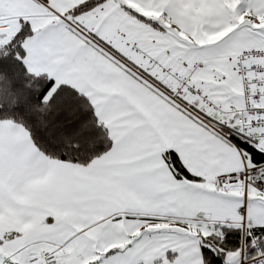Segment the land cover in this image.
<instances>
[{"label":"snow or ice","instance_id":"snow-or-ice-1","mask_svg":"<svg viewBox=\"0 0 264 264\" xmlns=\"http://www.w3.org/2000/svg\"><path fill=\"white\" fill-rule=\"evenodd\" d=\"M0 264H264V0H0Z\"/></svg>","mask_w":264,"mask_h":264}]
</instances>
